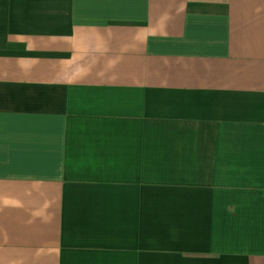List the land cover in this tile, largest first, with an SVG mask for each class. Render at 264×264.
Listing matches in <instances>:
<instances>
[{"label": "crops", "instance_id": "obj_1", "mask_svg": "<svg viewBox=\"0 0 264 264\" xmlns=\"http://www.w3.org/2000/svg\"><path fill=\"white\" fill-rule=\"evenodd\" d=\"M0 264H264V0H0Z\"/></svg>", "mask_w": 264, "mask_h": 264}]
</instances>
